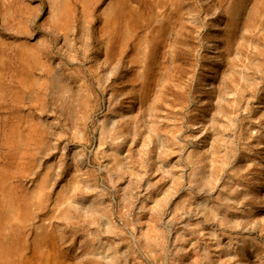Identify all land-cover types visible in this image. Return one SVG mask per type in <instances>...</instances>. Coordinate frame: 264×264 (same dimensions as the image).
Wrapping results in <instances>:
<instances>
[{"label": "rangeland", "instance_id": "1", "mask_svg": "<svg viewBox=\"0 0 264 264\" xmlns=\"http://www.w3.org/2000/svg\"><path fill=\"white\" fill-rule=\"evenodd\" d=\"M0 264H264V0H0Z\"/></svg>", "mask_w": 264, "mask_h": 264}]
</instances>
